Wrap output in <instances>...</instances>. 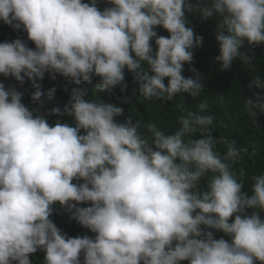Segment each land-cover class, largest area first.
<instances>
[{
	"label": "clouds",
	"instance_id": "obj_1",
	"mask_svg": "<svg viewBox=\"0 0 264 264\" xmlns=\"http://www.w3.org/2000/svg\"><path fill=\"white\" fill-rule=\"evenodd\" d=\"M107 2L111 7L101 11L97 0H0V21L35 45L0 42V75L21 85L33 81V103L56 92L35 83L46 72L75 85L95 75L100 91L120 85L123 92L125 69L145 100L196 98L204 91L200 74L182 72L203 37L186 26V12L217 20L215 60L223 70L235 58L254 69L241 49L245 41L264 44V0ZM158 26L169 36H159ZM248 87L264 90V77L255 75ZM22 95L0 83V264H31L38 250L45 264H81V255L83 264H264V173L251 177V194L243 191L247 172L233 166L247 149L214 139L211 115L177 104L181 127L170 134L142 120L118 123L121 107L86 100L87 89L73 87L64 114L74 126H53ZM198 107L203 112L207 102ZM244 107L251 117L264 114V95ZM217 143L227 145L223 156ZM56 203L74 210L94 239L62 234L50 219ZM214 231L230 240L214 238Z\"/></svg>",
	"mask_w": 264,
	"mask_h": 264
},
{
	"label": "trees",
	"instance_id": "obj_2",
	"mask_svg": "<svg viewBox=\"0 0 264 264\" xmlns=\"http://www.w3.org/2000/svg\"><path fill=\"white\" fill-rule=\"evenodd\" d=\"M84 3H91V0H82ZM195 3L196 0H190ZM207 2V0H202ZM97 7L102 11L105 7H111L107 0H97ZM188 20L187 27H191L196 35L203 37L202 45L191 49L193 52L192 62L183 65L182 75L184 77L193 76V72L189 69L194 68L200 74L201 82L204 86V91L193 98L186 93H181L173 97L172 100H145L138 93V83L134 81V75L127 69L124 70V81L127 87L122 92L121 86L117 85L114 88L100 91L99 77L93 75L90 82L75 85L70 82L69 78L56 74L53 78L49 73H45L42 80L37 79L36 84L40 85L41 91L46 93L49 89L55 88L56 92L52 98L46 94L41 97L42 103H33L31 100L32 94L35 92L33 81L25 78L23 85L12 77H4L0 75V83L5 85V88L15 87L22 95V103L30 110H36L38 114L45 116L50 125H55L57 121L68 123L74 126V121L71 117L64 114V107L69 102L71 90L73 87H82L87 89L86 100L103 101L107 104H112L121 107L123 112L120 116L114 119L118 123H123L127 119H131L133 123L142 120L144 123H155L156 126L166 133H174L181 127L179 117L181 111L176 108L177 104L183 103L188 110L197 112L201 115H211L213 117V125L210 127L211 134L214 139L219 140L220 137L228 140H235L237 149H247V154H243V158L239 160L233 167L234 170L244 168L247 172V177L244 181L243 191L251 194V177L264 173V114L257 112V116L251 117L247 114L244 107V102L250 99L254 94L264 95V90L249 89L248 85L255 75L264 77V44L248 45L245 41L244 47L241 49L246 55L253 58L254 69H249L242 63L239 58H235L228 70L222 69L221 62H217L215 57L219 55V44L216 39L218 32L216 30L217 20L211 18L204 20L196 14L185 13ZM159 36L168 37L169 33L162 27L155 29ZM23 40L30 48H35L32 41L28 40L27 33L21 30H15L11 26L0 21V42L12 41L15 39ZM155 50V42L152 41ZM167 86L168 79L164 80ZM125 98L126 101L125 102ZM207 102V108L200 112L199 104ZM53 108L60 109V115L51 114ZM143 131V129H141ZM83 134V130H82ZM145 135L148 133L145 131ZM199 139V135L193 137ZM221 156L227 151V145L217 143L216 149ZM82 183L83 181H79ZM77 183V181H73ZM201 188L207 187L206 180L200 181ZM78 207H87L90 204H78ZM53 214L50 219L61 230L62 234L67 237H83L85 235L94 239L95 233L89 229L82 227L74 218L73 212H68L59 203L54 204ZM253 209H248V214H251ZM234 219V217L232 218ZM214 238L230 240L228 236L219 231H214ZM45 253L38 250L30 255L31 264H45ZM81 264H83V255H81ZM181 264H188V261H182Z\"/></svg>",
	"mask_w": 264,
	"mask_h": 264
}]
</instances>
